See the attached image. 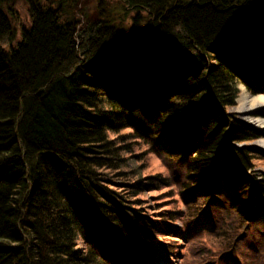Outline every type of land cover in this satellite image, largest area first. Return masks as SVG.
I'll list each match as a JSON object with an SVG mask.
<instances>
[{
	"label": "trees",
	"instance_id": "1",
	"mask_svg": "<svg viewBox=\"0 0 264 264\" xmlns=\"http://www.w3.org/2000/svg\"><path fill=\"white\" fill-rule=\"evenodd\" d=\"M118 1L28 0L19 35L0 0V264H156L185 236L186 264H219L254 232L264 249L260 155L233 144L258 134L231 110L239 84L264 89V0Z\"/></svg>",
	"mask_w": 264,
	"mask_h": 264
},
{
	"label": "rangeland",
	"instance_id": "2",
	"mask_svg": "<svg viewBox=\"0 0 264 264\" xmlns=\"http://www.w3.org/2000/svg\"><path fill=\"white\" fill-rule=\"evenodd\" d=\"M66 1V0H65ZM69 1V0H68ZM85 2L81 5H83L82 7H80L82 10V12L85 11H90L93 13L97 7L101 8L104 6L105 9H111V10H115L116 6L118 5V3L120 1L118 0H84ZM10 5L13 8V12L16 15V17H18V21H15V25L18 27V29L20 28L19 31V35L21 34V29L23 27V25H28L30 24V12H29V3L28 0H9ZM70 3V2H69ZM135 14V12H130L128 13L127 19L125 21V24L130 25L132 23V20L130 19L131 16H133ZM144 15H147V13H143ZM119 21V20H118ZM239 89H240V94L241 95L243 90H246L249 94L252 95H258V94H264V89L263 92L261 93H257L254 94L252 93L243 83L239 84ZM243 87V89H242ZM238 96V98H239ZM238 98L236 100V104L231 108V110L237 115V118L244 124H247L251 127H253L256 131V133L258 134L256 138H254L253 140H250L248 142H234L233 144L236 147H241L244 145H248L249 147H253L256 150H258V154L260 155L259 157L254 159V172L257 173H261L264 172V148L261 147L258 143L259 139H261L264 135L262 134L261 130L258 129L257 127L246 123L243 118L241 117V114L237 111V106L239 104L238 102ZM256 115H260L262 117H264V107H262L258 112H256ZM158 158V157H157ZM144 162V166L143 167V172L147 173H156V172H161L163 175H167L170 173V170L167 168L166 162L164 158H158V160L156 159H152L150 156H148L146 158V160H143ZM253 172V171H252ZM165 190H167L166 188H162V189H156L153 191H148L146 193L143 194V197L149 202L152 203L154 201L157 200H161V196L163 197V195H161ZM180 224V223H178ZM254 235L251 236L253 239L249 241L246 239L241 240V244L238 246L237 249V254L232 255L233 257H226L225 259L223 257L217 258L216 256L213 257L212 260H214L216 263L219 264H264V249H257L256 247H258L260 245L259 243V239H256L255 237V232L253 233ZM185 236V235H184ZM188 241V236L182 237L180 239V248H179V252L178 253H174L169 255L170 256V260H166L163 261L159 255L160 254H165V250L167 249V245L164 243V241L159 240L157 241L156 247L158 248L157 251L160 254L156 255V264H186V260H185V255H186V244ZM264 245V244H263ZM264 247V246H263ZM253 251L255 253H253ZM252 254H254L255 257H258L259 260L255 263H253V256ZM213 264V263H210Z\"/></svg>",
	"mask_w": 264,
	"mask_h": 264
},
{
	"label": "bare ground",
	"instance_id": "3",
	"mask_svg": "<svg viewBox=\"0 0 264 264\" xmlns=\"http://www.w3.org/2000/svg\"><path fill=\"white\" fill-rule=\"evenodd\" d=\"M238 102L237 111L241 114L243 120L260 129L264 135V117L256 115V112L264 107V94L252 95L243 90ZM258 143L264 148V136L259 139ZM156 249L158 248L156 247Z\"/></svg>",
	"mask_w": 264,
	"mask_h": 264
}]
</instances>
